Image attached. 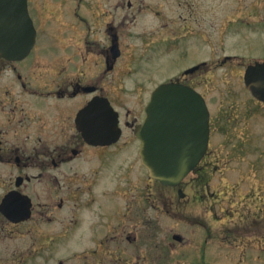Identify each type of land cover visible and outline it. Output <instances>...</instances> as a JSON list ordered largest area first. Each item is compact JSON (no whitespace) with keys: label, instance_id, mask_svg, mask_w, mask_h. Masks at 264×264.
<instances>
[{"label":"flooded vegetation","instance_id":"flooded-vegetation-1","mask_svg":"<svg viewBox=\"0 0 264 264\" xmlns=\"http://www.w3.org/2000/svg\"><path fill=\"white\" fill-rule=\"evenodd\" d=\"M83 2L60 0V14L54 19L34 14L27 0L34 45L22 60L0 59V207L9 195L28 199L29 218L9 224L36 221L32 224L61 231V240L72 235L75 246L87 247L75 256L78 262L106 263L113 244L138 246L144 241L145 226L159 229V189L176 191L179 203L185 200L187 178L177 187H165L149 178L141 164L135 131L160 84L150 88L155 79L146 77L149 67L153 69L151 50L166 46L173 71L182 68V74L169 82L196 90L209 110L208 147L194 172L209 166L215 155L210 148L212 124L226 120L213 118L208 100L195 85L207 65L202 58L188 59L192 33L183 15H177L178 5L171 6L173 18L160 23V30L142 32L146 39H156L142 42L146 47L132 65L123 47L126 10L118 20L111 9L99 15L86 13L83 7L92 5ZM119 6L131 4L121 1ZM145 174L156 195L140 191ZM128 193L130 210L122 201ZM130 219L137 221L135 234L126 232Z\"/></svg>","mask_w":264,"mask_h":264},{"label":"rangeland","instance_id":"rangeland-1","mask_svg":"<svg viewBox=\"0 0 264 264\" xmlns=\"http://www.w3.org/2000/svg\"><path fill=\"white\" fill-rule=\"evenodd\" d=\"M83 1L92 5L83 9L93 15L111 9L121 20L126 10L123 47L132 65L139 62L145 44L156 39H146L142 32L160 30V23L173 18L171 6L178 5L177 15H183L192 33L188 59L202 58L207 65L195 85L208 100L213 118L226 121L212 124L210 148L215 155L209 166L186 179L185 200L179 203L176 191L159 189L160 227L145 226L141 245L113 244L110 261L78 262L75 256L87 247L75 246L72 235L61 240L59 230L32 224L36 221L14 226L0 215V264H264V104L255 101L243 83L246 67L264 61V0ZM121 1L131 7L121 9ZM29 2L34 14L54 19L60 14V0ZM165 48L163 44L151 50L153 69L149 67L146 77L155 81L150 88L182 74L180 67L173 71ZM140 187L156 195L147 175ZM127 197L122 201L130 210L131 193ZM136 222L130 219L126 232L139 231ZM175 235L182 241H174Z\"/></svg>","mask_w":264,"mask_h":264},{"label":"water","instance_id":"water-1","mask_svg":"<svg viewBox=\"0 0 264 264\" xmlns=\"http://www.w3.org/2000/svg\"><path fill=\"white\" fill-rule=\"evenodd\" d=\"M34 38L26 0H0V58L23 59ZM244 85L253 98L264 103V62L246 68ZM208 118L204 101L194 90L174 83L156 88L145 120L135 131L150 178L164 186H177L196 168L208 144ZM116 124L114 112V127ZM0 212L12 223L25 221L30 216V201L9 195Z\"/></svg>","mask_w":264,"mask_h":264}]
</instances>
